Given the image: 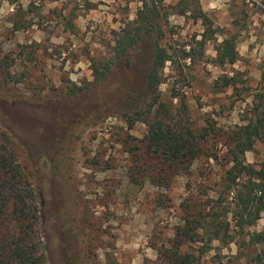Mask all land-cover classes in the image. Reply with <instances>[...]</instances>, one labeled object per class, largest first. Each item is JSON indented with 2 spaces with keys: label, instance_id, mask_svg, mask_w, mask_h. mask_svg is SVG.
Instances as JSON below:
<instances>
[{
  "label": "rangeland",
  "instance_id": "1",
  "mask_svg": "<svg viewBox=\"0 0 264 264\" xmlns=\"http://www.w3.org/2000/svg\"><path fill=\"white\" fill-rule=\"evenodd\" d=\"M150 1L0 0V130L31 180L45 264H163L156 248L169 246L186 216L199 235L181 247L192 264H256L264 242L250 236L264 232V212L255 225L237 227L235 194L247 177L232 185L228 170L230 134L251 118L264 77V0H198L215 32L203 55L194 43L205 32L201 22L182 15L178 0H156L160 39L145 37L127 58L114 59L116 34ZM231 36L237 60L218 67L214 46ZM157 45L173 57L158 88L168 122L210 134L198 139L200 156L184 165L146 152L143 121L129 127L150 103L145 77ZM92 60L112 61L99 82ZM225 78L233 85L220 87ZM61 143L70 146L74 221L61 211L68 186L55 184ZM243 161L264 172V142Z\"/></svg>",
  "mask_w": 264,
  "mask_h": 264
},
{
  "label": "trees",
  "instance_id": "2",
  "mask_svg": "<svg viewBox=\"0 0 264 264\" xmlns=\"http://www.w3.org/2000/svg\"><path fill=\"white\" fill-rule=\"evenodd\" d=\"M136 13V19L126 26L115 40L113 48L114 59L127 58L129 51L147 37L160 39L162 34L159 24L160 10L156 0L145 2ZM176 8L182 15L190 14L205 27L201 39L194 41L199 47L200 55L204 54L205 45L214 39L215 32L211 29V21L202 12L198 0H178ZM185 59L192 60L194 56L193 45L189 46ZM215 58L213 63L222 67L233 64L238 57L234 37L223 38L214 46ZM104 63L92 60V71L95 82L101 81L111 67L112 61ZM173 63V57L168 51L157 45L155 47L152 63L146 74V85L150 95V103L141 110L136 111L129 118V127L139 119L148 126V135L145 140L146 152L153 158H162L163 164H180L195 160L201 154L198 139L208 137L209 131L203 129L199 133L192 130L186 132L171 125L170 111L160 101L159 86L165 80L163 70L165 64ZM132 63L129 61L128 66ZM233 85V78H225L220 87ZM76 91H79L76 88ZM133 91V89H132ZM177 97V96H174ZM252 116L247 123L231 132V141L234 144L231 152L232 166L228 170L229 182L235 185L236 180L242 176L247 177L241 190L235 194V218L238 228L251 227L260 219L264 212V172L255 170L253 166L243 161L247 151H251L257 141L264 142V77L262 85L253 96ZM143 109V110H142ZM69 144L66 147L59 145L55 163V184L59 182L68 186L66 197L62 200V213L66 218L75 220V188L71 176ZM60 173V174H58ZM60 179V180H59ZM24 168L21 166L16 146L11 136L0 130V264H45L43 242L40 231L39 208L33 186ZM71 189L72 193L69 192ZM61 201V200H60ZM187 205H183L184 214H187ZM193 218L184 217V225L178 227L174 238L167 248L158 249L157 253L163 264H192L193 259L181 253L184 242L195 241L199 235ZM199 225V224H198ZM204 228V227H203ZM202 228V229H203ZM218 238L219 231L212 233ZM250 241L255 244L264 242V232L253 233ZM256 264H264V256H259Z\"/></svg>",
  "mask_w": 264,
  "mask_h": 264
}]
</instances>
